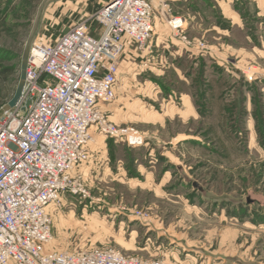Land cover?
<instances>
[{"label":"rangeland","instance_id":"rangeland-1","mask_svg":"<svg viewBox=\"0 0 264 264\" xmlns=\"http://www.w3.org/2000/svg\"><path fill=\"white\" fill-rule=\"evenodd\" d=\"M100 1L0 0V67L8 68L0 72V108L16 93L26 47L52 42L78 21L95 23L92 15ZM251 66L259 68L246 64L237 75L244 77ZM197 76L187 84L171 81L174 88L192 93L196 120L149 124L133 118L123 124L109 117L105 110L110 107L104 104L109 120L133 127L137 141L119 140L110 147V156L123 159L122 174L113 169L112 176L103 167L84 173V164L80 167L87 195L65 192L48 206L52 237L47 249L110 247L145 260L181 264L154 250L157 240L136 221L141 219L161 221L178 236L200 241L227 257L224 264H264V96L251 89L250 106L241 107L242 115L234 119L236 92L231 96L225 80L221 85L205 79L199 83ZM97 135L113 139L95 132L94 140Z\"/></svg>","mask_w":264,"mask_h":264},{"label":"built area","instance_id":"built-area-1","mask_svg":"<svg viewBox=\"0 0 264 264\" xmlns=\"http://www.w3.org/2000/svg\"><path fill=\"white\" fill-rule=\"evenodd\" d=\"M154 1L166 3L105 0L92 15L96 36L87 21H78L55 41L30 45L19 97L0 114V264H164L110 247L46 248L48 206L65 192L87 195L79 172L94 133L137 141V131L112 123L102 105L115 98L123 39L142 46L150 38ZM170 24L188 47L205 48L180 32V18ZM257 73L248 67L244 78L253 81Z\"/></svg>","mask_w":264,"mask_h":264},{"label":"crops","instance_id":"crops-1","mask_svg":"<svg viewBox=\"0 0 264 264\" xmlns=\"http://www.w3.org/2000/svg\"><path fill=\"white\" fill-rule=\"evenodd\" d=\"M104 2L101 0L100 6ZM153 4L151 36L146 43L138 46L126 37L123 39L115 98L105 104L109 109L103 108L111 113L110 118L123 124L133 118L149 124L170 122L173 118L184 122L198 119L192 93L174 88L171 81L187 84L195 79L200 67L202 79L214 81L213 84L225 80L231 96L239 88L245 98L244 107L250 106L251 89L264 96V86L260 84V80L264 82V0H166L165 4ZM175 17L182 21L180 32L192 42L203 41L204 49L188 47L176 35L170 24ZM246 64H256L262 78L256 76L248 82L237 75V70ZM117 143L97 135L90 145L84 173H97L103 167L112 176L113 169L122 174L123 159L109 154L110 147H117ZM136 221L146 227V232H153L157 240L154 250L164 251L163 256L169 254L170 259L181 264H224L227 258L210 251L200 241L178 236L161 221ZM148 248L150 243L145 242L143 249Z\"/></svg>","mask_w":264,"mask_h":264},{"label":"trees","instance_id":"trees-1","mask_svg":"<svg viewBox=\"0 0 264 264\" xmlns=\"http://www.w3.org/2000/svg\"><path fill=\"white\" fill-rule=\"evenodd\" d=\"M95 23H96V21H95ZM94 22L93 23H90L89 24V29H90V33H91V29H92V27H93V24H95ZM97 25H98V23H96ZM98 27H99V25H98ZM99 30V29H98ZM92 34V33H91ZM96 34H98V33H96ZM96 34H94V36H96ZM93 35V34H92ZM60 36V35H59ZM59 36H57L55 39H54V41L59 37ZM51 42V41H50ZM53 42V41H52ZM10 70V69H9ZM6 71H8V68L7 67H4V66H1L0 67V72L1 73H5ZM203 72V70H202V67H200V69H199V71H198V76H197V81L200 83L201 82V80H202V73ZM215 83H217L218 85L220 84H222L221 83V81L220 82H218V81H215ZM226 83V82H225ZM240 85V84H239ZM239 87V86H238ZM256 92V91H255ZM257 93V92H256ZM255 93V94H256ZM221 94V93H220ZM236 95H237V97H238V101H237V104H235V107H236V110H235V116H234V119H238V117L240 116V115H242V108L241 107H244L243 106V102H244V100H245V98H244V96L242 95V93H241V91L239 90V88H237V91H236ZM228 107H233V105H228ZM262 107V106H261Z\"/></svg>","mask_w":264,"mask_h":264},{"label":"water","instance_id":"water-1","mask_svg":"<svg viewBox=\"0 0 264 264\" xmlns=\"http://www.w3.org/2000/svg\"><path fill=\"white\" fill-rule=\"evenodd\" d=\"M28 52H29V47H26V49L23 51L22 57H21V62H20V79H19V84H18V88L16 90V93L14 94V96L3 106L0 108V114L14 106L17 98L19 97L20 91H21V87L23 84V80H24V76H25V68H26V60H27V56H28ZM29 104V101L26 103V105Z\"/></svg>","mask_w":264,"mask_h":264}]
</instances>
